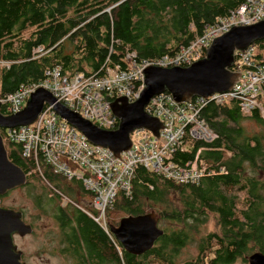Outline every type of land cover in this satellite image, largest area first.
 I'll use <instances>...</instances> for the list:
<instances>
[{
    "label": "trees",
    "instance_id": "trees-1",
    "mask_svg": "<svg viewBox=\"0 0 264 264\" xmlns=\"http://www.w3.org/2000/svg\"><path fill=\"white\" fill-rule=\"evenodd\" d=\"M242 1L0 0V97L39 82L52 66H59L67 76L76 72L102 75L106 67L127 64L128 52L138 61L172 55ZM251 45L264 61V39ZM259 102L264 107V94ZM243 115L264 125L257 110L242 114L231 98L222 103L207 101L201 107L200 117L216 138L205 143L185 135L172 157L178 163L196 159L197 167H204L197 182L176 183L135 165L130 196L118 192L106 219L111 223L109 214L116 211L123 216L153 211L158 227L160 221L165 225L150 248L130 254L111 236L119 255L109 236L85 212L59 206L54 216L64 241L61 251L73 264H177L180 248L191 240L190 231L213 214L216 229L197 242L195 257L181 264H248L249 253H264V142L243 132L239 125ZM0 135L8 159L26 174V182L17 187L29 193L37 175L39 181L71 194L60 175L43 163L38 169L31 159L22 157L19 145L7 140L4 128L0 127ZM198 147L202 148L196 153ZM72 184L83 191L79 182ZM237 189L244 201L238 209ZM171 195L173 199H167Z\"/></svg>",
    "mask_w": 264,
    "mask_h": 264
},
{
    "label": "built area",
    "instance_id": "built-area-1",
    "mask_svg": "<svg viewBox=\"0 0 264 264\" xmlns=\"http://www.w3.org/2000/svg\"><path fill=\"white\" fill-rule=\"evenodd\" d=\"M264 18V0H243L226 17L206 26L202 33L186 46H181L172 55H163L153 61L135 60L133 52L125 54L127 64L106 67L102 75L76 72L67 76L59 66L44 71L37 83L21 85L14 92L0 99L3 114H13L25 104L36 87L47 90L69 110L78 113L99 128L112 130L117 118L109 108V102L124 96L128 102L138 97L143 87L142 69L147 65L160 67L186 66L202 57L212 38L233 25H245ZM234 71L238 76L225 92L212 93L206 97L194 96L177 102L166 92L153 95L144 106L147 115L156 117L161 128L155 136L149 129L135 128L129 133L130 146L115 156L107 147L93 144L60 118L50 104L44 103L36 118L29 124L5 127L9 142L19 145L21 155L37 164L41 158L53 173L63 179L79 182L88 200L87 207L79 208L106 231L105 210L115 195L131 194V176L135 165H140L161 177L176 183L197 182L204 173L196 159L178 163L172 160L174 153L183 144L185 135L191 139L209 143L216 134L200 117V109L207 101L222 103L234 99L242 114L263 112L259 97L264 94V61L256 57L251 44L234 51ZM264 117V115H263ZM202 147H198L196 153ZM63 199L66 195L52 187ZM104 211L96 215V211ZM109 236V235H108ZM120 255L119 247L113 242ZM121 264H124L123 261Z\"/></svg>",
    "mask_w": 264,
    "mask_h": 264
},
{
    "label": "water",
    "instance_id": "water-1",
    "mask_svg": "<svg viewBox=\"0 0 264 264\" xmlns=\"http://www.w3.org/2000/svg\"><path fill=\"white\" fill-rule=\"evenodd\" d=\"M264 39V18L245 25H233L212 38L199 57L186 66L160 67L147 65L142 69V84L138 97L132 102L124 96H117L109 102L112 114L117 118L115 129L97 127L78 113L55 101L44 88L36 87L30 92L24 106L13 114L0 111V127H12L31 123L44 103L50 104L54 112L79 130L86 139L107 147L115 156L130 146L129 133L135 128L149 129L155 136L161 128L160 121L144 111L149 99L160 92H168L177 101L192 96L206 97L212 93L225 92L231 88L238 72L231 70L234 51L242 50L255 40ZM230 68V69H229ZM25 173L8 159L0 135V195L25 183ZM110 232L123 249L130 254H140L150 248L162 229L157 225L153 211L127 215L117 225L109 226ZM32 227L22 219L21 212L7 208L0 203V264H23L13 235H23ZM248 264H264V253L253 251L246 256Z\"/></svg>",
    "mask_w": 264,
    "mask_h": 264
},
{
    "label": "rangeland",
    "instance_id": "rangeland-1",
    "mask_svg": "<svg viewBox=\"0 0 264 264\" xmlns=\"http://www.w3.org/2000/svg\"><path fill=\"white\" fill-rule=\"evenodd\" d=\"M262 52L264 55V48ZM259 115L264 118L263 112H259ZM239 125L245 134L249 136L257 135L264 142V138H261V136H264L263 124L247 115H243ZM34 176V189L29 191V193L27 189L16 186V188H13L3 196L1 200L3 206L21 211L23 221L32 227V230L28 233L13 235V241L17 249L21 251L20 258L23 264H73L74 261L70 260L69 255L64 254L60 249V247L64 246V241L61 240V230L54 216L59 206L68 210H71L72 207L62 205V199L54 194L53 186H48L42 179L39 181L37 175ZM61 179L66 188L71 189L70 195H72L73 200L79 206H89L87 204L88 200L85 199V192L79 189L78 184L75 185L72 184L73 181ZM235 193V203L238 209L244 205V201H242L243 192L237 189ZM169 198L173 199V196H168L167 199ZM158 206L162 208L164 204H158ZM149 211L151 210L147 212ZM123 215L124 213L121 211L111 212L109 220L112 224H116ZM214 219L213 214H207L197 224V230L192 229L190 231L191 240L180 248L176 257L177 264L195 257L197 242L207 233L216 229ZM158 224L160 227L165 225L161 221Z\"/></svg>",
    "mask_w": 264,
    "mask_h": 264
},
{
    "label": "flooded vegetation",
    "instance_id": "flooded-vegetation-1",
    "mask_svg": "<svg viewBox=\"0 0 264 264\" xmlns=\"http://www.w3.org/2000/svg\"><path fill=\"white\" fill-rule=\"evenodd\" d=\"M48 186H50L51 187V184L49 183V182H45ZM14 188H16V187H14ZM13 188H11V189H9V190H7L6 192H10L11 190H12ZM5 192V193H6ZM5 193H3L2 195H0V203H1V200H2V197L3 196H5L6 194ZM55 193V192H54ZM64 193V192H63ZM65 194V193H64ZM55 195H57L56 193H55ZM66 196L62 199V205H69L70 207H72V208H77V209H80L79 208V205L73 200V197H72V195H67V194H65ZM53 196V195H52ZM58 196V195H57ZM55 197V196H54ZM7 208H9V207H7ZM61 208H63V207H61ZM21 212V211H20ZM21 215H22V212H21ZM110 225H114V224H112V223H109L108 221H107V231H104L103 229V231L107 234V235H109V238L112 236V233L110 232V230H109V226ZM160 228V227H159ZM72 259V258H71Z\"/></svg>",
    "mask_w": 264,
    "mask_h": 264
},
{
    "label": "bare ground",
    "instance_id": "bare-ground-1",
    "mask_svg": "<svg viewBox=\"0 0 264 264\" xmlns=\"http://www.w3.org/2000/svg\"><path fill=\"white\" fill-rule=\"evenodd\" d=\"M14 92V91H13ZM5 96V95H4ZM3 96V97H4ZM2 97H0V99H1ZM0 104L1 105H4V103H1V101H0ZM66 122V121H65ZM67 123V122H66ZM68 125H70L69 123H67ZM70 126H72V125H70ZM72 127H74V126H72ZM74 129L77 131V132H79L80 134H82L79 130H77L75 127H74ZM83 135V134H82ZM120 154V153H119ZM22 156V155H21ZM23 157V156H22ZM24 158H26V157H24ZM32 160V159H31ZM33 161V160H32ZM33 163L37 166V168L39 169V166H40V163H43L44 165H46L47 167H49V169L51 170V168H50V166L47 164V163H45L41 158H38L37 159V164L33 161ZM52 171V170H51ZM53 172V171H52ZM25 176H26V174H25ZM25 182H26V180H25ZM24 184V183H23ZM14 188V187H13ZM111 203H112V201H111ZM111 203H110V205L106 208V210H105V214H104V211H100V210H97L96 211V215H102L103 216V214L105 215V220H106V231H107V219H106V211L108 210V208L111 206ZM146 213V212H145ZM143 214V213H142ZM127 216V215H126ZM90 217V216H89ZM123 217V216H122ZM91 218V217H90ZM92 219V218H91ZM93 220V219H92ZM94 221V220H93ZM119 221V220H118ZM118 221H117V223L115 224V225H117L118 224ZM95 222V221H94ZM96 223V222H95ZM97 224V223H96ZM98 225V224H97ZM99 226V225H98ZM100 227V226H99ZM101 229H103L102 227H100ZM104 230V229H103ZM110 230V229H109ZM105 231V230H104ZM112 236L114 237V235L112 234ZM110 239H113L112 237H110ZM114 239H115V237H114ZM116 240V239H115ZM117 242H119L118 240H116Z\"/></svg>",
    "mask_w": 264,
    "mask_h": 264
}]
</instances>
